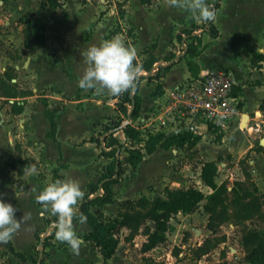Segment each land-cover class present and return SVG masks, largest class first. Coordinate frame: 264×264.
Returning <instances> with one entry per match:
<instances>
[{"label": "crops", "instance_id": "1", "mask_svg": "<svg viewBox=\"0 0 264 264\" xmlns=\"http://www.w3.org/2000/svg\"><path fill=\"white\" fill-rule=\"evenodd\" d=\"M72 1L64 3L66 7L64 10L60 9L62 6L60 4L56 8L48 7L42 12L41 18L46 25L45 44L41 49L31 51L23 46V27L16 19L23 15H27L29 19H35L40 11V0H0V15L3 16L0 19V75L3 74L6 67L10 66L15 74L13 81L17 83L18 87L32 91V95L17 98L23 104L22 112L18 114H13L10 111L14 99H7L0 95V101H5L4 105H0V198L8 197L17 208V217H23L20 219L21 227L14 234L13 239L7 243H0V264L1 262L4 264H33L30 257H36L37 250L40 251V238L48 235L53 228L55 230L52 237L49 238L50 245L45 248L42 264H155L153 254L164 243L143 252L141 244L145 238L142 235H136L132 241L127 242L123 239L127 233L126 230L121 232L115 253L103 263L99 248L94 246L90 240L84 239V235L91 229L85 216L83 219L72 220L71 218L74 230L83 238L79 251L73 250L66 242L55 238L56 225L47 231L50 224L57 223L55 220L58 217L51 213L50 204L45 205L36 199L39 191L47 183L69 177L80 182L83 196L79 198L78 203L87 195L88 197L94 196L92 193L89 194V184L99 186L98 179L104 167L112 160V157L102 155L99 146L90 138L108 117L117 114L116 97L107 99L106 97L112 94L102 87L82 89L78 85V80L81 77L78 69L81 63L85 64L84 57L81 55L83 52L81 46L84 49L86 46H90L93 31L89 38L85 37L81 41V46L73 42L70 37L65 38L64 42L61 40L67 36L66 28L71 30L73 26V28L77 27L79 33L88 29L92 24L95 10L104 7V3L108 0H86L83 9H78L77 2ZM206 1L210 2L209 4L213 7L212 3L215 0ZM109 6L112 12H114L115 6L120 7L119 10L123 12V20L134 34L133 43L130 45L137 49L135 59H141L144 62L150 57H154L153 66L157 65V67L151 74H154V71L158 70L160 66H166L175 56H180L169 65L167 70H159L158 79L144 78L139 82L137 90V94L141 98L139 115L129 121L138 130L139 139L142 137L141 130L146 123L145 118L162 99V95L180 80L192 77L186 61L192 59L199 72L209 70L211 61L204 60L203 57L212 49L211 45L221 37L226 46L232 47L236 55V62L217 59L215 68L224 67L230 71L235 82L234 93L241 97V114L236 117L232 126L221 135L220 139H217L216 135L204 124L194 123L195 120H192L194 127L191 131L199 137L195 143L171 146L167 149L158 145L155 151L145 155L136 167H131L124 161L128 154L125 147L129 148L131 145H129L130 141L123 130L111 129L107 131L104 134V136L107 135L106 142L109 137H114L120 143L115 157L118 154V158L122 159L123 173L119 181L111 185L114 201L101 206L90 205L89 210L91 212L101 210L106 215L115 216L120 209L121 201L134 199L140 195L163 196L165 188H181L194 184V187L208 192L210 188L203 185L199 177L204 161L216 162L218 175L222 174L220 181H217L220 183L223 180L233 179L230 168L237 175L235 180H243L239 161L245 158V164L252 180L258 191L264 193V153L257 150L255 136L247 135L242 126L246 121L249 123L252 119L262 116L259 106L264 99V62L254 66L250 62V57L251 51L264 52V0H219L215 7V18L207 20L217 30L215 37L211 36L207 21L200 19L198 15L187 9L173 5L171 0H152L150 4H141L139 0H111ZM64 11L67 13V17H63ZM117 14L114 12L109 20L118 17ZM74 21H76V25L73 24ZM164 23L167 27L166 34H163L160 28ZM108 28V23H99L95 25L94 29L95 32H100L101 40H103L107 39L104 34ZM143 29L147 31L144 40L140 35ZM188 33L198 36L194 42L200 52L192 58L183 54L185 50L184 47H181L183 42L186 46L191 41L186 37ZM177 34L183 38L177 40ZM63 45L71 49L70 53L73 54L75 64H70V60L62 50ZM47 54H53L55 57L52 63L45 62ZM171 55L175 56L169 59ZM67 67L69 72L66 71ZM55 71L64 80L72 81L74 86L72 93L63 92L62 87L52 80L51 74ZM157 85L161 86V94L153 95ZM46 87L51 88L49 89L51 91L40 94ZM77 94L81 95L80 99H71ZM90 95H98L106 101ZM39 96H43L45 100L38 101ZM65 98L69 100L63 102ZM79 101H82L83 104L88 101L96 105L101 103L97 106L106 108L104 116L97 121L88 138H78L71 142L74 146L92 144L98 153L99 161L95 166V172L84 180L74 174L72 177L70 176L71 170L67 161L69 156L61 150L67 133L65 127L70 124L65 117L68 106ZM74 107L84 109V106L83 108ZM55 109L56 130L55 137L52 138L47 135L50 130V122L44 112ZM244 115L246 116L244 117ZM39 117L43 119L44 126L42 128L36 125ZM13 123L18 125L15 132L11 129ZM124 123L125 121L122 120L120 126ZM110 133L111 135H109ZM68 136L73 135L69 134ZM15 139H18L17 142ZM103 139L102 142L106 143ZM260 142L259 145H261ZM135 144L142 145V141ZM50 145L55 150L53 156L46 159V148ZM261 146L264 147V145ZM16 157L34 160V164L20 176L16 169L9 165L11 160ZM54 173L56 179H53ZM179 213L181 212L176 215ZM47 221H51V223L48 224ZM171 221L172 219H170L172 227L173 222ZM227 224L231 228L237 226L232 222ZM223 226L222 224L220 228ZM205 231L206 233L211 232L212 235L215 234L208 228ZM124 232L125 234H123ZM209 236L206 234L205 237ZM175 243L180 247L177 242ZM238 249L242 251L241 254L238 253ZM242 249L240 241L236 246L229 247L227 258L232 259L230 264H249L244 260L245 254ZM184 263V260H173L171 264ZM38 264L40 263L38 262Z\"/></svg>", "mask_w": 264, "mask_h": 264}, {"label": "trees", "instance_id": "2", "mask_svg": "<svg viewBox=\"0 0 264 264\" xmlns=\"http://www.w3.org/2000/svg\"><path fill=\"white\" fill-rule=\"evenodd\" d=\"M86 1V0H83ZM141 4H150L152 0H139ZM206 3L207 2L205 0ZM219 0L213 2V8L217 7ZM60 5V0H40V11L38 12L35 21L29 22L23 27V46L31 51L41 49L45 44L46 25L44 24L41 14L46 8H56ZM63 17H67V13L63 12ZM208 29L212 37L217 35V30L212 26L210 21H207ZM177 40L183 37L177 34ZM187 38L190 42L184 47L185 55L195 57L199 54L200 49L194 42L198 39L196 34L188 33ZM175 55H171L169 59ZM154 57L142 62L141 67L149 71L154 64ZM250 62L254 66H258L260 62H264V52L251 51ZM135 64V62H134ZM188 71L192 76H196L199 69L192 59L186 61ZM169 65L160 66L158 70H167ZM15 74L13 68L8 66L0 75V95L5 98L14 99L11 103V113L18 114L22 112L23 104L17 100L18 97H26L32 95V91L19 88L17 83L13 81ZM157 78V74H150L147 76L141 75L137 79L136 85L133 88V94L129 89L118 96L116 108L127 117V113L131 108L132 102L134 107L131 111V120L139 115L141 98L137 94L139 82L144 79ZM153 95L161 94V86L157 85L152 93ZM259 109L264 114V99L262 100ZM55 110H45V116L50 122V130L48 136L54 138L56 130V122L54 120ZM122 119L113 125V128H106L103 134L111 129H121L125 136L132 142H138L139 132L130 123L125 122L121 125ZM111 135V133L109 134ZM107 135L104 136V141ZM221 134H217L216 138L220 139ZM199 137L194 135L191 130L182 128L177 132L164 133L155 132L148 134V137L142 142V145L131 147L127 149V156L124 161L131 167H136L137 164L147 154L155 151L156 147L160 145L162 148H169L171 146H182L186 143L192 144ZM93 140V137L90 138ZM98 145L99 142L95 141ZM139 143V142H138ZM120 147V143L114 138L110 137L105 148L101 149V154L107 157H112V160L104 167L98 183L101 185L102 192L97 196H85L77 211H74L72 220L76 218L86 217L90 225V231L84 235V239L90 240L94 246L99 248L100 254L103 258V263L110 258L116 251L121 232L126 230L127 233L123 239L127 242L132 241L136 235H142L145 239L141 244V250L148 251L153 247L164 243L167 240V234L171 230L170 219L178 212L191 213L196 210L203 201V209L208 214L206 221V228L214 232L222 224L232 222L234 224H241L246 221H252L256 218H264V193L258 191L255 182L252 180L250 173L245 164V158L239 161L240 168L243 172V180H236L233 186L229 187L227 180L217 182L218 168L214 161L202 162L200 170V181L203 185L210 188V191L203 190L194 186L181 188H165V194L148 197L140 195L135 199H126L120 202V209L115 216L104 214L101 210L91 212L90 205L101 206L105 203L113 202V191L111 185L119 181L123 167L121 160L115 157V154ZM108 148V149H106ZM258 151L264 153V147L257 146ZM34 164L32 158L16 157L9 163L10 167L16 169L17 174L23 175ZM53 179H56V174H53ZM249 183L250 187H245V183ZM98 188L97 184H89V194H95ZM57 222V219L55 220ZM48 224L51 221H47ZM55 228H53L48 235H46L42 242V257H30L33 264H42L44 262L45 248L50 245L49 238L52 237ZM39 239V237H38ZM185 238L183 237V240ZM218 239L216 242L218 243ZM240 245L244 250V260L249 264H264V226L255 229H244L240 237ZM209 238H205L201 244L197 246L198 255H203L208 252L211 246L208 244ZM175 254L179 252V247L175 246ZM39 254V250H37ZM23 258V256H21Z\"/></svg>", "mask_w": 264, "mask_h": 264}, {"label": "rangeland", "instance_id": "3", "mask_svg": "<svg viewBox=\"0 0 264 264\" xmlns=\"http://www.w3.org/2000/svg\"><path fill=\"white\" fill-rule=\"evenodd\" d=\"M60 1H62L60 2V4L62 5L60 6V9L64 10L66 8L64 6L65 5L64 3L70 2L72 0H60ZM73 1L77 2L76 7L78 9L84 8L85 1L83 0H73ZM109 3H111V0H108L107 2H105L104 7H99L97 10H95L92 16V24L90 25L88 29H86L85 31H82V33H79V30L77 27L73 28L74 27L73 26L71 30L66 28L65 32L67 36L64 38H61V40H63L64 42L65 38L70 37L73 42L81 46L82 44L81 41L85 37L89 38L90 33L93 31V38H92V42L90 43V45L98 44L101 41V36H100V32L98 31L95 32V29H94L95 25L99 23H108L109 28L104 34L105 38H110L114 34H120L127 44L130 45L131 43H133L134 34L129 29V27H127L125 21L123 20V12L119 10L120 9L119 6H115L114 8V12L115 14L118 13L117 14L118 17H115L111 21L109 20L113 16V13H114L112 12V9L109 6ZM164 15H167V13H164ZM1 18H3V16L0 15V19ZM16 21H20V23L22 24V27H24L29 22H34L35 19H29L27 15H23L22 17H19L18 19H16ZM75 22L76 21H74L73 23L74 25H76ZM160 28L162 29L163 34H166L167 27L165 23L163 24V26H160ZM140 35H141V39L144 40L147 35V31L143 29ZM88 47L89 46H86L85 49H87ZM81 48H82V51L85 50L83 46H81ZM211 48L212 49L207 53V55L203 57L204 60L211 61V63L209 64V69L216 67L217 64H215L216 63L215 61L217 59L226 60L228 62L230 61L236 62L235 52L233 51L232 47L226 46V43L223 41L222 37L219 38L216 42H214V44L211 45ZM62 50L66 54V57L70 60L71 62L70 64L71 65L75 64L73 54L70 53L71 49L63 45ZM53 59H55V57H53V54L51 55L47 54L45 62L52 63ZM134 62L142 65L143 61L141 59L140 60L134 59ZM39 64H41L40 61H39ZM85 67H86V64L81 63L80 68L78 69V72L82 74ZM66 71L69 72L68 67L66 68ZM148 73L149 71L142 69L140 74H144L146 76ZM154 74H157L156 79H158L160 76L159 70H155ZM51 75H52L51 76L52 80L56 84L62 87L63 92H67V94L73 92L74 86H73L72 81L70 80L66 81L63 78L59 77V74H57L56 71L52 73ZM23 85L25 86V84ZM49 89L51 88L46 87L45 90L40 92V94L49 93L51 91V90L49 91ZM90 96L96 97L97 99L102 100L104 102L106 101L105 99L98 97V95H90ZM115 97H116V102H117L118 100L117 95L112 94V95L107 96L106 98L109 99V98H115ZM80 98H81V95L77 94V95H74L71 99H80ZM37 100L43 102L45 99L43 98V96H39ZM65 100H69V99L65 98L63 99V102ZM116 102H115V109L117 110ZM4 103L5 101L3 100L0 101V105H4ZM82 104L83 102L79 101V102H73L72 104H69L68 106V112L65 117L70 122V124L65 127L67 133L62 143L61 150H63V152L69 156L67 161L69 162V165H70V170H71L70 176L72 177V174H74V176H79V179L84 180V179H88L95 172V166L98 164V161H99L98 153H96V149L94 148L92 144L74 146L73 144H71V142L78 138L80 139L86 138V137L88 138L91 135L92 129L96 125L97 121H99L104 116L105 114L104 112L106 111V108H103L102 106H97V105H100L101 103H97L96 105L95 103L91 101H88L83 104L84 106L83 110H81L80 108L74 107V106H77V107L83 108ZM61 105L63 106L64 104H61ZM245 116L246 115H244V117ZM244 117L242 119V123H243ZM121 119L124 120L125 122L127 121V117L123 113L117 110L116 115L110 118L108 117L102 123L101 127L97 131H95L92 137L94 141L97 140V142H99L98 146L100 149L103 148V145H102V139L104 137L103 132L106 131V128L108 127L113 128V125L116 124ZM255 121L260 122V127H261L260 131L254 134L255 140H256L255 144L258 146L260 141L264 142V114L262 113V116L258 117L257 119H252L249 123L248 121H246L245 124L246 125L247 123L252 124ZM245 124H242V126ZM36 125L39 128H42L44 126L43 119H41V117L37 119ZM17 127L18 125H15V123H13L11 127L12 131L15 132V129H17ZM155 132L157 131H153V128L151 129L147 127L143 128L141 130L142 137H140L141 139L138 140V142L139 141L143 142L148 137V134L155 133ZM245 133L247 134L246 131ZM69 134H72L73 136H68ZM109 139L110 137L108 138V140ZM17 140L18 139H15L16 142ZM107 142L104 143L105 146L107 145ZM138 142H132V143L130 142L129 145L135 144ZM135 146H138V145L135 144ZM125 149L127 150L128 148L125 147ZM46 150H47V155H45V157L46 159H49L53 156L55 148L52 147V145H50L49 147L46 148ZM230 172L232 174L231 176L233 177V179L227 180L229 187L233 186V182L236 181L235 177H237L235 171L232 170V168H230ZM221 178H222V174L219 173L217 181H220ZM244 186L250 187V184L246 182ZM182 187H185V186H182ZM164 194H165V191H164ZM154 196L155 195L151 197H154ZM5 200L11 201L8 197H6ZM202 204L203 203H201L199 207L193 212H191L190 214L179 213L178 215H175L171 218L172 219L171 222H173V226L167 234L168 242H164L163 245H160L161 247L158 248L153 254L155 258V260L153 261L155 264H171L173 260L174 261L184 260L185 261L184 264H230L232 259L227 258L228 257L227 252H229V247L236 246V244L239 241V238L241 237L242 231L246 228L249 229L250 227L252 229L260 228L264 224V218H256V219H253L252 221H246L241 224H235L237 226H235L234 228L228 227V224H227L228 222H227L223 224L224 225L223 227L221 228L219 227L216 230H214L213 233L215 234L212 235L211 232L206 233L205 231L206 230L205 224H206L208 214L204 211ZM224 231H226V233H223ZM123 234H125V232ZM206 234H209L210 236L205 237ZM183 237L185 238L184 240L182 239ZM205 238L210 239V242L208 244L211 246V248L208 250L207 253L203 255H198L197 246L201 244ZM218 239L220 241L217 243L216 241ZM175 242H177V244L180 246L179 252L177 254L174 253L175 252L174 246H177ZM241 252L242 251L238 249V253L241 254ZM1 264H4V263L1 262Z\"/></svg>", "mask_w": 264, "mask_h": 264}, {"label": "clouds", "instance_id": "4", "mask_svg": "<svg viewBox=\"0 0 264 264\" xmlns=\"http://www.w3.org/2000/svg\"><path fill=\"white\" fill-rule=\"evenodd\" d=\"M171 3L193 12L204 21L216 16V9L205 0H171ZM81 55L86 64L78 80L82 89L102 87L113 95H119L135 87L142 70L140 64H134L137 49L127 44L120 34L90 45ZM82 196L80 182L69 177L47 183L36 197L45 205L50 204L51 213L58 217L55 238L66 242L77 252L83 238L74 230L71 218ZM16 212L17 208L11 201L0 198V243L12 240L21 227L20 219L23 217L18 218Z\"/></svg>", "mask_w": 264, "mask_h": 264}, {"label": "built area", "instance_id": "5", "mask_svg": "<svg viewBox=\"0 0 264 264\" xmlns=\"http://www.w3.org/2000/svg\"><path fill=\"white\" fill-rule=\"evenodd\" d=\"M182 48L185 43H182ZM196 76L177 82L162 95L153 111L145 118L144 128L157 132L193 130L202 123L213 134L225 133L241 114V97L234 93L235 82L227 68L204 70ZM247 135L260 131V122L243 125ZM103 148H105L102 142Z\"/></svg>", "mask_w": 264, "mask_h": 264}, {"label": "water", "instance_id": "6", "mask_svg": "<svg viewBox=\"0 0 264 264\" xmlns=\"http://www.w3.org/2000/svg\"><path fill=\"white\" fill-rule=\"evenodd\" d=\"M185 52H183V54H184ZM180 56L179 55H177V56H175L172 60H170L168 63H167V65H171L174 61H176L178 58H179ZM155 67H157V65H154L152 68H151V70L149 71V73L147 74V75H150L152 72H153V69L155 68ZM203 72H205V71H203ZM141 75H144V74H139V77H138V79L140 78V76ZM145 76V75H144ZM133 94V88H132V90H131V95ZM133 107H134V102H132V105H131V108L129 109V111H128V113H127V122H129L130 120H131V111H132V109H133ZM260 144L261 145H264V142H260ZM118 154L116 155V158L118 159ZM101 190H102V188H101V185L99 184V186H98V188H97V190H96V192H95V194H94V196H97V195H99L100 193H101ZM81 203H82V201L81 202H79L76 206H75V211L80 207V205H81ZM55 223H53V224H50V226H49V228L47 229V231H49L51 228H53V227H55ZM43 239H44V236H42L41 238H40V240H39V249H40V251H39V256H38V258L40 259L41 257H42V248H41V246H42V242H43Z\"/></svg>", "mask_w": 264, "mask_h": 264}]
</instances>
